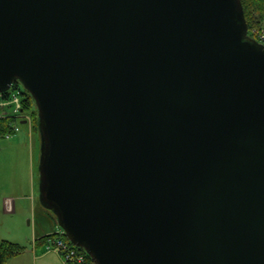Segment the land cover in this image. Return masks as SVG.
I'll list each match as a JSON object with an SVG mask.
<instances>
[{
	"label": "water",
	"instance_id": "95a60500",
	"mask_svg": "<svg viewBox=\"0 0 264 264\" xmlns=\"http://www.w3.org/2000/svg\"><path fill=\"white\" fill-rule=\"evenodd\" d=\"M240 0H0V93L38 109L40 202L95 264H264V44Z\"/></svg>",
	"mask_w": 264,
	"mask_h": 264
},
{
	"label": "rangeland",
	"instance_id": "374dc122",
	"mask_svg": "<svg viewBox=\"0 0 264 264\" xmlns=\"http://www.w3.org/2000/svg\"><path fill=\"white\" fill-rule=\"evenodd\" d=\"M22 110L24 123L19 132L10 138L0 137V243L7 240L30 249L35 239L58 233L60 227L56 216L40 202L41 137L24 104ZM8 198L7 203L14 202V211L7 208Z\"/></svg>",
	"mask_w": 264,
	"mask_h": 264
},
{
	"label": "trees",
	"instance_id": "16d2710c",
	"mask_svg": "<svg viewBox=\"0 0 264 264\" xmlns=\"http://www.w3.org/2000/svg\"><path fill=\"white\" fill-rule=\"evenodd\" d=\"M240 2L242 4L246 21L249 26L248 36L252 38L254 36V34L252 33L254 29H264V0H240ZM13 89L19 90L21 92L24 110L28 111L32 115V118H34L35 120L34 127L38 128V109L33 97L25 88H22L19 82H16L14 84ZM20 122L15 121L13 118L0 119V137H5L6 135L13 133L14 125L18 124V126L20 127V124H22ZM49 212L53 214L51 211ZM54 236L55 234H50L43 236L41 239L47 241L49 238H52ZM25 250L26 247H22L17 243L7 240L2 241L0 243V264H6L10 259L22 254ZM80 250L83 251L82 249ZM87 257L91 264H95L89 256Z\"/></svg>",
	"mask_w": 264,
	"mask_h": 264
},
{
	"label": "built area",
	"instance_id": "2783aa9c",
	"mask_svg": "<svg viewBox=\"0 0 264 264\" xmlns=\"http://www.w3.org/2000/svg\"><path fill=\"white\" fill-rule=\"evenodd\" d=\"M255 33L258 35L259 42L264 44V29L255 30L253 39L257 38H255ZM22 104V94L19 90L12 89L7 93H0V119L13 118L15 121H23ZM18 131L19 126L15 124L13 133L8 134L6 137L9 138ZM45 246L46 251L57 254L64 264H91L87 253L71 244L62 231L49 238Z\"/></svg>",
	"mask_w": 264,
	"mask_h": 264
},
{
	"label": "crops",
	"instance_id": "0c3cea01",
	"mask_svg": "<svg viewBox=\"0 0 264 264\" xmlns=\"http://www.w3.org/2000/svg\"><path fill=\"white\" fill-rule=\"evenodd\" d=\"M26 136H29V133H26ZM9 200L8 198L5 201L7 208L14 211V202L7 203ZM44 235L46 236V234ZM46 243V240L35 239L30 249L26 248L22 254L10 259L6 264H64L57 254L46 251Z\"/></svg>",
	"mask_w": 264,
	"mask_h": 264
},
{
	"label": "bare ground",
	"instance_id": "6f19581e",
	"mask_svg": "<svg viewBox=\"0 0 264 264\" xmlns=\"http://www.w3.org/2000/svg\"><path fill=\"white\" fill-rule=\"evenodd\" d=\"M50 235V234H49Z\"/></svg>",
	"mask_w": 264,
	"mask_h": 264
}]
</instances>
